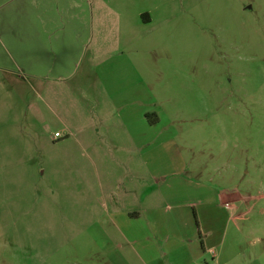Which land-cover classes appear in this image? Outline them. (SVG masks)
Listing matches in <instances>:
<instances>
[{"label":"rangeland","instance_id":"rangeland-1","mask_svg":"<svg viewBox=\"0 0 264 264\" xmlns=\"http://www.w3.org/2000/svg\"><path fill=\"white\" fill-rule=\"evenodd\" d=\"M94 1L77 49L92 83L70 94L29 75L26 33H12L16 52L9 31L32 8L0 0V264H130L132 240L180 264L144 210L173 205L182 180L203 178L180 174L185 164L216 168L200 175L226 189L237 216L223 234L227 258L264 261V0ZM102 79L121 84L122 103L86 102Z\"/></svg>","mask_w":264,"mask_h":264},{"label":"crops","instance_id":"crops-1","mask_svg":"<svg viewBox=\"0 0 264 264\" xmlns=\"http://www.w3.org/2000/svg\"><path fill=\"white\" fill-rule=\"evenodd\" d=\"M20 2H24L26 7L30 6L32 11L27 13L28 20L22 28L20 27V30L12 29L9 31V40L15 45L12 49L16 48L14 50L17 52L18 48L21 47L20 43H16L12 34H20L21 30L26 33L25 37L28 40L25 44L26 48L31 41L38 42L39 46L38 49H22L21 56H24L23 60L26 61L25 66L28 73L36 81L32 77L26 80L41 83L43 88L52 89V91H58L56 90L59 89L58 87L68 84L70 94H73L74 83L79 81H86L87 84L92 83L90 81L92 75L89 69L85 68L83 72V68H79V51L77 52V49L80 39L85 33L84 27L89 32L88 25L81 27L80 24L81 21L85 20L86 6L91 9L89 16L92 20L95 15L93 11L96 1L20 0ZM141 16L143 17L144 14L142 13ZM66 18L67 23H64ZM89 37L88 34L87 40ZM18 55L20 54L18 53ZM131 65L134 67L133 69L138 68L136 62H131ZM91 70L93 73L94 68ZM10 75L14 74L11 72ZM17 77L24 80L23 77ZM100 82V85L97 81L94 82L95 88L88 93L85 92L86 102L105 100V98L123 102L124 95L121 96L123 93L113 91L114 89H121V84L106 83L103 79ZM127 92L129 94L127 97L132 99L134 88L128 87ZM99 107H101L100 104ZM133 114L132 112L127 113L131 119H133ZM120 115L118 110L117 116L119 118ZM128 143L136 144L137 142L135 139H129ZM213 170L216 171V168L206 170L204 165L198 167L197 170H189L187 164L183 165L180 174L187 176L185 173L195 171L196 173H192V175L203 176V178L182 180L186 187V195L180 197L175 195L176 201L173 205L164 208L157 206L144 210L146 215L153 219L150 224L152 230L163 237L161 240L164 245L163 255L169 256L173 262H181L180 264H211L210 259L216 264H237L236 262L241 259L242 264L264 263L260 254L255 253L253 257H250L247 252H243L237 259L233 256L227 258L228 251L226 248L223 249L226 242L223 234L230 222L235 221L237 216L228 209L229 201L225 194L226 189L215 185V176L209 175L206 178L204 175H200L203 171L210 173ZM156 175L160 176L161 174ZM133 216L134 214H128V218ZM132 224L134 223L129 221L126 227L132 228ZM258 239L257 245H264V240ZM129 244L135 251L134 254L138 256V259H134L133 263L130 264H134L135 260H138L140 264H162V256L153 255V257H149L145 244H139L138 241L133 240ZM237 245L236 243L234 245L236 250L238 249ZM135 262L137 264V261ZM166 263L164 261V264Z\"/></svg>","mask_w":264,"mask_h":264},{"label":"built area","instance_id":"built-area-1","mask_svg":"<svg viewBox=\"0 0 264 264\" xmlns=\"http://www.w3.org/2000/svg\"><path fill=\"white\" fill-rule=\"evenodd\" d=\"M66 134H63L61 132H57L56 134H54V139L55 140H59L61 138H63Z\"/></svg>","mask_w":264,"mask_h":264}]
</instances>
